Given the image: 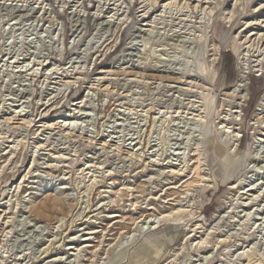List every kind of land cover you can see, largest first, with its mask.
Masks as SVG:
<instances>
[{
    "label": "rangeland",
    "instance_id": "obj_1",
    "mask_svg": "<svg viewBox=\"0 0 264 264\" xmlns=\"http://www.w3.org/2000/svg\"><path fill=\"white\" fill-rule=\"evenodd\" d=\"M0 264H264V0H0Z\"/></svg>",
    "mask_w": 264,
    "mask_h": 264
},
{
    "label": "bare ground",
    "instance_id": "obj_2",
    "mask_svg": "<svg viewBox=\"0 0 264 264\" xmlns=\"http://www.w3.org/2000/svg\"><path fill=\"white\" fill-rule=\"evenodd\" d=\"M167 217V216H166Z\"/></svg>",
    "mask_w": 264,
    "mask_h": 264
}]
</instances>
